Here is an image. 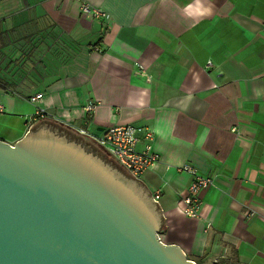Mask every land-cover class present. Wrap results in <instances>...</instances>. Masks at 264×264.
Instances as JSON below:
<instances>
[{
	"label": "crops",
	"instance_id": "1",
	"mask_svg": "<svg viewBox=\"0 0 264 264\" xmlns=\"http://www.w3.org/2000/svg\"><path fill=\"white\" fill-rule=\"evenodd\" d=\"M82 3L109 24L82 17ZM0 23L36 50L8 74L14 92L0 88L1 141H20L36 109L90 134L150 130L159 161L139 181L159 192L161 243L194 264H264V0H0ZM184 165L213 180L200 218L182 213Z\"/></svg>",
	"mask_w": 264,
	"mask_h": 264
},
{
	"label": "water",
	"instance_id": "2",
	"mask_svg": "<svg viewBox=\"0 0 264 264\" xmlns=\"http://www.w3.org/2000/svg\"><path fill=\"white\" fill-rule=\"evenodd\" d=\"M164 221L142 182L59 122L0 140V264H194L161 243Z\"/></svg>",
	"mask_w": 264,
	"mask_h": 264
},
{
	"label": "built area",
	"instance_id": "3",
	"mask_svg": "<svg viewBox=\"0 0 264 264\" xmlns=\"http://www.w3.org/2000/svg\"><path fill=\"white\" fill-rule=\"evenodd\" d=\"M80 14L82 17L90 18L91 20H102L109 24L110 18L103 11L92 8L87 4L82 3L80 6ZM211 66L210 63L207 64ZM143 68L139 67L138 74H142ZM12 92V91H11ZM42 98L41 94L30 96L28 101L31 104L36 103ZM94 109V105L89 103L85 106L84 111L90 114ZM4 107L0 104V114L3 113ZM33 120L42 119L44 113L40 109H36L32 116ZM81 135H85L106 149L120 164H122L127 171L136 179L154 167L158 161L159 156L153 151L152 141L153 133L150 130L145 133H140L138 136L137 129L132 125L112 126L97 134H90L83 130L77 131ZM143 141V146L139 148V142ZM178 172H185L191 177V183L188 188V195L183 200L184 208L182 213L190 218H200V200L199 193L213 185L211 177L202 176L198 171L190 165H184L176 169ZM159 198V192L154 196V201ZM249 214V213H248Z\"/></svg>",
	"mask_w": 264,
	"mask_h": 264
},
{
	"label": "rangeland",
	"instance_id": "4",
	"mask_svg": "<svg viewBox=\"0 0 264 264\" xmlns=\"http://www.w3.org/2000/svg\"><path fill=\"white\" fill-rule=\"evenodd\" d=\"M43 36L44 35H42L40 38L42 40H46V38H48L47 41H50L54 38L50 33L44 37L45 39H43ZM27 39H29V37ZM14 41L15 42L13 44L9 43L8 40L4 38L2 34H0V88L4 87V89L6 88L5 90L9 92L13 91L9 87L13 83V81L9 79L8 74L14 72L22 73L23 71H25L24 67H26V69L28 70L29 65L26 64V62H33L36 51L33 48H20L18 45V38L14 39ZM34 106L30 107L34 108ZM34 110L35 109H33V111L30 113L31 115L34 113Z\"/></svg>",
	"mask_w": 264,
	"mask_h": 264
}]
</instances>
